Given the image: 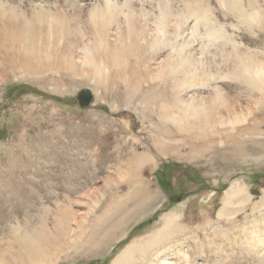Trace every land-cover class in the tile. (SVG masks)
I'll return each instance as SVG.
<instances>
[{"label":"rangeland","instance_id":"obj_1","mask_svg":"<svg viewBox=\"0 0 264 264\" xmlns=\"http://www.w3.org/2000/svg\"><path fill=\"white\" fill-rule=\"evenodd\" d=\"M222 1L0 0V264H264V0Z\"/></svg>","mask_w":264,"mask_h":264},{"label":"bare ground","instance_id":"obj_2","mask_svg":"<svg viewBox=\"0 0 264 264\" xmlns=\"http://www.w3.org/2000/svg\"><path fill=\"white\" fill-rule=\"evenodd\" d=\"M229 1V0H228ZM228 1H222L223 2V4H224V2L226 3V2H228ZM238 2H239V0H237ZM112 2V1H111ZM230 3L232 2V3H234L232 0L231 1H229ZM141 3H142V1H141ZM164 3V2H163ZM167 4H168V2H166ZM229 3V4H230ZM232 3H231V5H232ZM165 4V3H164ZM191 4V3H190ZM228 4V3H227ZM235 4V3H234ZM162 5V4H161ZM225 5V4H224ZM228 6V5H227ZM190 7V6H189ZM116 8V7H115ZM9 9V8H8ZM110 9V8H109ZM108 9V10H109ZM121 9V8H120ZM11 10H13V9H11ZM107 10V11H108ZM111 10V9H110ZM113 10H114V8H113ZM116 10V9H115ZM98 11V10H97ZM197 11V10H196ZM10 12V11H9ZM106 12V11H105ZM105 12H103V13H99L98 15H95V14H93L94 16H95V18H96V20L97 21H99V28L102 26L103 28H104V26H105V23H106V21L105 20H103L104 18H107L108 16H110L109 18H111V16L112 15H114V14H112L111 12L112 11H108V15H105L106 13ZM114 12V11H113ZM141 12V11H140ZM105 13V14H104ZM161 14H162V16H161ZM160 14V16H161V18H160V20L157 22V23H155V25H156V27H157V31H156V33H157V40H164L166 37H165V29H166V19H167V16H166V14L162 11V13ZM188 14V13H187ZM195 14H197V12L195 13V12H193V15H195ZM190 15V14H189ZM205 15V14H204ZM201 16L198 20H197V22H198V24H199V26H200V24L201 23H204L205 21H204V19H205V16ZM170 16H171V14H170ZM169 16V17H170ZM197 16V15H196ZM131 17V16H130ZM178 17V16H177ZM50 19V18H49ZM178 19V18H177ZM47 20V19H46ZM206 20V19H205ZM39 21V20H38ZM104 21H105V23H104ZM167 21H168V19H167ZM35 22V21H34ZM47 22V21H46ZM45 21L42 23V25L44 24V23H46ZM52 22H54V20L53 21H51V24H52ZM98 23V22H97ZM17 24V23H16ZM47 24H48V22H47ZM55 24V23H54ZM54 24H52V25H54ZM57 24H59V26H60V23H56V25ZM197 24V23H196ZM197 24V25H198ZM49 25H50V23H49ZM52 25H50V27L52 26ZM58 26V27H59ZM62 26H64V24H62ZM195 26V25H194ZM101 27V28H102ZM196 27V26H195ZM203 27V26H202ZM43 28V27H42ZM49 28V27H48ZM54 28V27H53ZM53 28H51V30L53 29ZM60 28H61V26H60ZM65 28V30H67V28H66V26L64 27ZM106 28V27H105ZM197 28V27H196ZM205 28V27H204ZM57 30V29H56ZM100 30H102V29H100ZM104 30V29H103ZM102 30V31H103ZM206 30V29H205ZM48 31V30H47ZM46 31V32H47ZM61 31V30H60ZM55 32V31H54ZM57 32V31H56ZM59 32V31H58ZM66 32V31H65ZM64 32V33H65ZM101 33V32H100ZM40 34V33H39ZM30 32H26V33H23V38H24V40L26 41L27 39H29V37H30ZM42 35V34H41ZM199 35V34H198ZM197 35V36H198ZM51 35H49V37H50ZM200 36V35H199ZM206 36L208 37V38H211V37H213V33L211 32V30L210 31H208L207 33H206ZM206 36L204 37V38H206ZM54 37V36H53ZM167 39V38H166ZM218 39V38H217ZM210 40V39H209ZM214 40H216V39H214ZM48 41V40H47ZM209 45V44H208ZM161 47V46H160ZM26 49V48H25ZM177 50H179L178 51V55L179 56H181V54H183V53H186V51L185 52H183L182 51V49H177ZM186 50H187V48H186ZM203 50V49H202ZM191 51V50H190ZM172 53V52H171ZM191 53V52H190ZM186 55V54H185ZM203 58V57H202ZM248 58V57H247ZM66 59V58H65ZM196 59V58H195ZM49 60V59H48ZM67 60V59H66ZM65 61V60H64ZM63 61V62H64ZM119 61V60H118ZM261 61V60H260ZM182 62H183V60H182ZM194 62V61H193ZM254 62H255V60H254ZM198 63V62H197ZM200 63V62H199ZM202 63V62H201ZM254 64H256V63H254ZM65 65V64H64ZM199 65V64H198ZM202 65H204L203 63H202ZM69 66V65H68ZM201 66V65H200ZM199 66V67H200ZM247 66V65H246ZM253 66V65H252ZM255 66V65H254ZM257 66V65H256ZM262 66H263V64H262ZM203 67V66H202ZM69 68V67H68ZM201 68V67H200ZM204 68V67H203ZM202 68V69H203ZM255 68V67H254ZM71 69V68H70ZM239 69V68H238ZM243 69H245V68H243ZM251 69V68H250ZM68 70V69H67ZM194 70V69H193ZM242 70V69H241ZM246 70V69H245ZM244 70V71H245ZM249 70V69H248ZM28 71V70H27ZM192 71V70H191ZM253 71H254V69H253ZM196 72V71H195ZM202 72V71H201ZM204 72H205V70H204ZM236 72H237V70H236ZM257 72V71H256ZM207 73V72H206ZM253 73H255V72H253ZM196 74V73H195ZM194 74V75H195ZM257 74H264V68H260L259 69V71H258V73ZM205 75V74H204ZM196 76V75H195ZM194 76V77H195ZM243 76H248V75H244L243 74ZM193 77V78H194ZM201 77V76H200ZM204 77V76H203ZM210 77V76H209ZM208 77V78H209ZM242 77V76H241ZM250 77V76H249ZM195 79V78H194ZM191 80V79H190ZM198 80V79H197ZM206 80V79H205ZM200 81V80H199ZM196 82V81H195ZM185 85V84H184ZM218 95V94H217ZM215 99L216 100H219V97H215ZM193 105V104H192ZM169 109H167V111H168ZM187 112H185V114L186 115H194V116H196L197 115V110L196 109H191L190 107H189V109L188 110H186ZM234 113V112H233ZM165 114V113H164ZM232 114V113H231ZM168 116V112H167V115H166V118H168L167 117ZM228 116V115H227ZM234 116V115H233ZM175 117V116H174ZM186 117V116H185ZM235 117H237V116H235ZM240 117V116H239ZM195 119L196 118H194V121H195ZM231 119V118H230ZM166 119L164 118V121H165ZM192 121H193V119H192ZM225 121V120H224ZM232 121V120H231ZM191 122V121H190ZM221 122V121H220ZM226 122H228V121H226ZM233 122V121H232ZM231 122V123H232ZM238 122H240V121H238ZM230 123V122H229ZM195 125V124H194ZM200 125V124H199ZM202 125V124H201ZM214 125V124H213ZM219 125H221V124H219ZM231 126H232V124H230ZM238 125V124H237ZM197 126V125H196ZM224 126V125H223ZM229 127V126H228ZM234 127V126H233ZM246 128V127H245ZM240 129V128H239ZM234 130V129H233ZM248 130V129H247ZM230 131H232V130H230ZM244 131V130H243ZM242 131V132H243ZM207 140V139H206ZM211 140V139H210ZM175 144V143H174ZM173 146V145H172ZM165 152V151H164ZM163 154H165V153H163ZM237 187V186H236ZM235 187L234 186H232V188H231V191H233L232 189H234ZM235 190V189H234ZM87 193H89V192H87ZM137 193H140V191L139 190H137V192L135 193V194H137ZM234 194L236 193L235 191L233 192ZM233 194V195H234ZM88 195V194H87ZM233 195H232V197H233ZM241 196V195H240ZM234 206V205H233ZM236 206V205H235ZM72 212V211H71ZM225 213V212H224ZM70 215V214H69ZM226 215V214H225ZM71 216V215H70ZM74 216V215H73ZM61 221H63L64 222V219L62 220L61 219ZM59 223V222H58ZM32 234V233H31ZM119 234V233H118ZM111 236H110V238H113L114 237V235H115V233H111L110 234ZM119 236V235H118ZM116 238V237H115ZM41 240H34V238H30V236H26V237H24V238H21L20 239V250H19V252H18V254H17V256H16V258H17V261L19 262V264H44V263H42L41 261H42V258H43V260L45 261V259L47 258V256H45L44 255V250H41ZM159 261V260H158ZM160 262V261H159ZM161 264H163V262L161 263Z\"/></svg>","mask_w":264,"mask_h":264},{"label":"water","instance_id":"obj_3","mask_svg":"<svg viewBox=\"0 0 264 264\" xmlns=\"http://www.w3.org/2000/svg\"><path fill=\"white\" fill-rule=\"evenodd\" d=\"M92 101V95L89 90L84 89L77 94V102L79 107L87 108Z\"/></svg>","mask_w":264,"mask_h":264}]
</instances>
